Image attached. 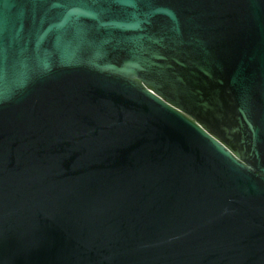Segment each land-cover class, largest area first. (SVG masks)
<instances>
[{"label": "water", "instance_id": "1", "mask_svg": "<svg viewBox=\"0 0 264 264\" xmlns=\"http://www.w3.org/2000/svg\"><path fill=\"white\" fill-rule=\"evenodd\" d=\"M0 264H264V0H0Z\"/></svg>", "mask_w": 264, "mask_h": 264}]
</instances>
